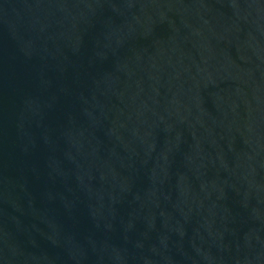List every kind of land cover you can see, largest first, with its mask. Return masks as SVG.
Here are the masks:
<instances>
[{"label": "water", "instance_id": "water-1", "mask_svg": "<svg viewBox=\"0 0 264 264\" xmlns=\"http://www.w3.org/2000/svg\"><path fill=\"white\" fill-rule=\"evenodd\" d=\"M0 264H264V0H0Z\"/></svg>", "mask_w": 264, "mask_h": 264}]
</instances>
